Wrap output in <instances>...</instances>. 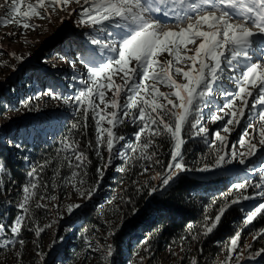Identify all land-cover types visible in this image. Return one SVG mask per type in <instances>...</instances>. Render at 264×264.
Listing matches in <instances>:
<instances>
[{"label":"snow or ice","instance_id":"6c2138e0","mask_svg":"<svg viewBox=\"0 0 264 264\" xmlns=\"http://www.w3.org/2000/svg\"><path fill=\"white\" fill-rule=\"evenodd\" d=\"M69 3L70 0H47V2L35 0V3L25 5L24 0H6L3 5L7 9L6 18L0 17V26L15 24L23 30H35L36 26L30 23L33 17L50 18L49 8L67 10ZM85 4L88 6L82 7L78 12L81 17L80 22L99 26V30L105 31L110 39L108 43H103L95 37L91 39L90 43L98 46L104 55L100 57L99 63H92L87 68L86 76L73 77L83 87L74 96L63 98L62 102L74 107L82 117L71 126L77 133L81 135L86 133L90 115L95 122L97 155L102 156V149L108 153L105 164L97 169L98 179H102L104 169L112 165L114 158L127 157L131 161L135 156L137 160L161 163L158 159H154L155 151H148L153 146L158 147L155 141L156 137L161 135H167L174 144L166 171L159 177L160 186H167L174 178L191 171L183 163L182 146L186 141L181 133L187 125L196 129L194 136L201 137L207 142L206 137L210 130L203 126L201 120L204 108L212 105L216 91H219L227 103L214 111L210 109L209 118L213 122L224 121L225 124L221 130L214 133L215 139L220 141L221 149L217 150L213 167L218 169L236 162L245 166L246 171L253 170L248 165L251 164V158L258 155L257 144L241 138L237 143L245 151L237 154L234 148H229L224 154H220L226 147L225 141H227V135L222 136L221 131L230 134L231 129L228 125H233L234 122L236 125L240 124L234 106L240 101L239 116L244 117L245 109L249 107V98L252 99L250 112L259 106L256 115L264 125V64L253 61L255 55L253 44L260 41L264 45V0H85ZM169 6L173 8L176 22L186 23L187 27L178 31L165 30L164 22L158 18H150L153 13L158 12L169 15V12L164 11V8ZM234 20L242 22L234 23ZM205 26L207 30H204ZM252 27L257 31H252ZM189 45L193 47L189 48ZM165 53L167 58L162 62L159 57ZM12 55L23 62L24 57L16 56L15 53ZM258 59L264 60V47L261 48V56ZM72 67L75 68V62L72 63ZM176 76H181L183 82H178ZM115 77H119L123 82L116 83ZM224 80H228L235 87L230 90L223 85ZM160 85L166 86L169 91H160ZM108 92L112 93L110 97H107ZM49 95L53 99L61 100L58 95L52 93ZM100 105L104 107L101 108ZM254 118L249 115L248 127L252 126ZM125 120L140 125L135 133L139 147L138 156L136 146L119 143L126 142V137L118 135L116 131ZM192 120L195 123H192ZM105 124L108 126L105 127ZM256 133L260 137V149L264 150V126L258 128ZM243 135L247 136V131ZM142 137L143 141H141ZM80 143V140L74 136L65 137L58 154L60 158L56 160L55 165L51 159L45 160L38 165L39 171L34 167L28 173L32 180L22 187L23 200L18 205L22 215L15 218L7 227L0 221V232L8 231L13 237L19 238L25 220L34 219L30 201L38 194L41 201L58 199L56 195L46 196L40 191L42 189L46 192L48 188V183L42 180L46 168H53V186L56 178L60 176V170L64 167L73 169L71 177L65 178V183L71 182L74 187L77 183L84 184L82 179H76L80 175L76 169H81L90 161L81 149ZM86 147L92 148V142L87 141ZM125 147L132 155L121 151ZM27 159L25 157V160ZM123 170V168L118 169V171ZM197 170L210 169L206 165ZM258 170L261 174L260 182L250 185L244 181L232 185L238 194L230 202L226 197L214 218H206L202 233L204 237L217 229L222 217L232 205L239 204L242 200H255L256 197L245 195L241 190L246 191L248 187L256 188L258 189L256 195L264 198V160L260 161ZM147 171L148 168L145 167L144 172ZM6 173L5 165L0 163V189L5 188L3 176ZM152 179L155 180L157 177L153 176ZM95 190V187L91 189L76 187L80 198L86 200H91ZM158 190H160L158 187H153L150 191L155 193ZM6 203L8 202L0 201V206ZM82 206L78 203L68 204V215H72ZM35 207L47 208L48 205L38 202ZM240 211L244 212V209L241 208ZM258 216L264 217V202L254 203L245 213L244 225L251 224ZM207 221H211L210 226ZM48 227L51 225L40 227L37 224L35 235L39 236ZM109 235H114V232H110ZM261 236H264V232L254 239H259ZM199 238V235L192 236L196 241H199ZM240 241L241 231H237L229 240L227 256L223 264H240L243 248L246 246ZM11 243L12 241L9 240L3 246L8 247ZM18 243L23 246L25 241L19 238ZM247 247L251 246L247 245ZM96 251H103L107 259L113 255V246L100 245ZM200 251L202 252L203 249L201 248ZM262 253L264 248L259 249L251 258L255 259ZM39 255L43 261V254ZM191 264H199V262L194 258Z\"/></svg>","mask_w":264,"mask_h":264},{"label":"trees","instance_id":"16d2710c","mask_svg":"<svg viewBox=\"0 0 264 264\" xmlns=\"http://www.w3.org/2000/svg\"><path fill=\"white\" fill-rule=\"evenodd\" d=\"M6 12L7 9L5 14ZM84 36H88V41L91 40L90 35ZM96 50L97 57L77 59L75 66L78 67L61 73V78L65 82L61 89L57 86L52 87L49 85L51 83L33 82L32 88L20 94L12 85L8 87L7 83L0 84V121L8 114L26 110L23 116L11 125L0 124V163L7 169L3 176L5 188L0 189V201L8 202L0 206V221L6 227L22 215L18 205L23 200L22 187L32 180L28 173L34 167L39 171L38 165L45 160L51 159L55 165L56 160L60 158L58 154L65 137L74 136L79 139L80 147L90 161L81 169H76L80 173L76 179H82L84 184L77 183L75 187L71 182L65 183V178L71 177L73 169L62 168L60 176L55 180V186L52 182L53 168L48 167L44 170L42 180L48 183V188L46 192L42 189L40 191L46 196L56 195L58 199L41 201L38 194L30 201L34 219L25 220L19 237L25 241L23 246L19 245V238L13 237L10 232H0V264H5L9 258H14L15 264H108L104 260H108L109 257L105 259L104 252L96 249L100 245L106 247L110 243L121 244L119 259L121 264H134L138 256L148 258L146 264H160V254L165 251L173 252L176 248L183 250L180 264H191L194 258L199 264H223L229 240L237 231H241L240 242L246 245L240 264H264V253L255 259L251 258L259 249L264 248V236L254 239L264 232V217L258 216L249 225L243 223L245 213L252 205L264 202V198L256 195L258 192L256 188L248 187L246 191L241 190L245 195L256 197L255 200H242L239 204L232 205L213 233L207 237L202 234L206 218H214L225 198L227 197L230 202L238 194L237 190L232 188L233 184L247 181L251 185L260 182L261 174L258 169L260 161L264 160L261 158L248 165L253 170L247 173L228 167L230 164L218 169L213 167L217 150L221 145L220 141L215 139V131L207 134L205 142L201 137L194 136L196 129L185 126L181 133L186 141L182 146L183 163L191 171L174 178L167 186L161 187L160 180L156 183L152 179L155 174L160 177L170 162L174 141L167 135L156 137L158 147L153 146L148 150L155 151L154 159L161 163L137 160L135 156L131 161L127 157L114 158L112 165L104 169L102 179H98L97 169L105 164L108 153L102 149V156L97 155L95 122L90 115L86 133L84 135L77 133L71 126L82 117L74 107L62 102L63 98L74 96L83 87L73 77L86 76L87 68L92 63L100 62V57L104 53L100 54V48ZM54 55L60 56L59 53ZM76 56L79 58V53ZM161 58L165 60L167 54ZM8 90L12 93L11 97L6 95ZM160 91L168 92L169 89L160 85ZM50 93L61 97L60 106L45 109L40 113L41 109L37 107L35 100L42 95H48L53 99ZM111 95V92L107 93V97ZM223 100L227 103L224 97ZM100 107L103 108L104 105ZM208 108H204L202 119H210ZM191 122L195 123L194 120ZM107 126L105 124V127ZM139 127V123L134 124L130 120H125L116 129L118 135L126 137V142L119 143L136 146L137 156L139 147L135 133ZM143 139L142 137L141 141ZM87 141L92 142V148L86 147ZM234 144L238 145L237 141H234ZM121 151L132 155L127 147ZM25 157L28 159L25 160ZM206 165L209 166V171L197 170ZM145 167L148 168L147 172H144ZM121 168L124 170L118 171ZM76 187L82 189L95 187L96 190L91 200H86L80 198ZM153 187L160 190L152 193L150 190ZM38 202L47 204L48 207L36 208L35 204ZM74 203L83 206L76 209L72 215H68L67 205ZM241 208L244 212L240 211ZM207 223L210 226L211 221ZM37 224L40 227L46 225L51 227L36 236ZM110 232H114V235L108 239L106 234ZM194 235H199V241L192 239ZM9 240L12 243L4 247ZM61 240H64L66 245L56 251L52 247ZM54 251L56 254L51 253ZM39 254H43V261ZM187 255H192L191 259H188ZM233 257L235 258V253Z\"/></svg>","mask_w":264,"mask_h":264},{"label":"rangeland","instance_id":"374dc122","mask_svg":"<svg viewBox=\"0 0 264 264\" xmlns=\"http://www.w3.org/2000/svg\"><path fill=\"white\" fill-rule=\"evenodd\" d=\"M24 1L25 5L27 3H35V0ZM5 2L6 0H0V17L6 18V8L3 7ZM87 6L85 0H79V2H77V0H70V3L67 5V10H53L52 8H49L48 13L50 18L40 19L33 17L31 19L30 23L36 26L35 30H23L15 24L0 26V84L7 83L8 87L12 85L14 89L19 90L18 93L20 94L23 93V91L32 88L33 82H37L38 84L51 83L49 85L52 87L57 86L60 89L61 87H64L65 82L61 78L62 72L72 69V63L78 61L77 59H89L98 56L96 49H99V47L92 45L90 43L91 40L88 41V36L84 35H90L91 39L96 36L103 43H108L110 39L105 31L99 30V26L80 22L81 17L78 15V12L82 7ZM160 17L163 18L160 19L162 22H164L166 18H170L168 21L164 22L163 26L165 30L172 29L178 31L180 28L187 27L186 23H180L181 25H179L173 21L176 20L175 17H169L168 15L166 16L159 12L153 13L150 18ZM233 22L242 21L234 20ZM249 26L251 27V25ZM204 30H207L206 26ZM252 31L256 32L257 29L252 27ZM9 33H12V35H8ZM192 47L193 46L189 45V48ZM257 52H259L258 48L255 50V53ZM12 53H15L16 56L24 57L23 62L16 59ZM55 53H59L60 56L54 55ZM77 53H79V58L76 56ZM100 54L103 55V52ZM161 57H159L160 60L162 59ZM161 61L163 62L164 60ZM253 61L261 64L264 63V60L260 59ZM180 66L183 67V65ZM226 75H232V73H226ZM114 79L118 84L123 82L119 77H115ZM175 79L178 82H183L181 76H176ZM223 85L230 90L235 87L228 80H224ZM9 91L10 90L6 93L7 97H11L12 93ZM35 102L37 103V107L41 109L40 113H43L45 109L58 108L60 106L59 100L50 99L48 95L38 97ZM224 103L223 96L219 91H216L214 92L213 103L208 109L214 111ZM251 104L252 99L249 98V107L245 109V116L240 117L238 109L241 107V104L240 101L236 102L234 110L237 111L236 118L240 119V124L236 125L234 122L233 125H228L231 129L230 134H225L221 131L222 136L227 135V141H225L226 147L223 148L220 154H224L229 148H234L237 154L241 151H245V149H241L239 145L234 144V141L236 142L243 138L247 142L257 144L258 155L251 158V163H254L261 158H264V150L260 149L259 145L260 137L256 133V130L264 125H262V122L256 115L259 111V106H257V109H252L250 112ZM25 112L26 110H21L8 114L6 118L0 121V124L11 125L12 122L19 120ZM221 115H223V113H221ZM249 115L255 117L252 120L251 127H248ZM201 123L204 127L210 130L208 134L213 131H219L225 126L224 121L213 122L208 118H203ZM245 131L248 133L247 136L243 135ZM245 158L248 159V157ZM237 159H239V156H237ZM228 167L239 169L241 173H247L244 166L236 162L231 163ZM154 176L157 177V179H155V182L157 183L160 180L159 176L157 174ZM110 236L111 235L106 234L108 239H110ZM110 244L112 245V243ZM63 245H66L65 241L61 240L60 242L55 243L52 248L58 251ZM112 246L113 255L109 257L108 260H104V262H107L108 264H121V260H119L121 259V244L119 243L118 245ZM51 253L56 254L55 251ZM187 257L188 259H191L192 255H187ZM182 258L183 250L176 248L173 252L165 251L161 253L159 261L160 264H180ZM103 259L104 258H102V260ZM147 260L148 258L144 256H138L134 264H146ZM15 261L14 258H9L6 260L5 264H15Z\"/></svg>","mask_w":264,"mask_h":264},{"label":"bare ground","instance_id":"6f19581e","mask_svg":"<svg viewBox=\"0 0 264 264\" xmlns=\"http://www.w3.org/2000/svg\"><path fill=\"white\" fill-rule=\"evenodd\" d=\"M167 8V12H169L170 14L168 15L169 17L171 16V17H175V14L173 13V8L171 7V6H169V7H166ZM177 10H179V9H177ZM165 11V10H164ZM155 17V16H154ZM159 20L160 19H163V18H158ZM168 19H170V18H166L165 20H164V22H166V21H168ZM173 21H175L176 22V20H173ZM177 23V22H176ZM166 25V24H165ZM179 25H181L180 23H179ZM264 47V45H262L261 43H260V41L259 42H256V43H254L253 44V49L254 48H259L260 49V51H261V47ZM261 56V53L260 54H256V55H253V60H258V58ZM264 64V63H263Z\"/></svg>","mask_w":264,"mask_h":264}]
</instances>
